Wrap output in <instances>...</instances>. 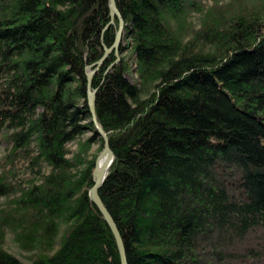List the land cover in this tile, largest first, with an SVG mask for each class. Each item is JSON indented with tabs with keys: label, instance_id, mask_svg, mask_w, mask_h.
<instances>
[{
	"label": "trees",
	"instance_id": "trees-1",
	"mask_svg": "<svg viewBox=\"0 0 264 264\" xmlns=\"http://www.w3.org/2000/svg\"><path fill=\"white\" fill-rule=\"evenodd\" d=\"M115 6L126 41L90 85L127 264H264V0ZM108 22L106 0H0V264H120L88 192L102 146L83 71Z\"/></svg>",
	"mask_w": 264,
	"mask_h": 264
},
{
	"label": "water",
	"instance_id": "water-1",
	"mask_svg": "<svg viewBox=\"0 0 264 264\" xmlns=\"http://www.w3.org/2000/svg\"><path fill=\"white\" fill-rule=\"evenodd\" d=\"M106 5L108 7L109 22H111V19L113 17H116L117 19V26H116L117 29L114 32L112 38L113 41L111 45L107 47L102 44L101 45L103 51L102 55L96 60L92 61L89 65H86L83 71V74H85V85H86L85 88L86 107L88 108L90 114L92 126H94L96 134L99 135V137L101 138V146H102V148L97 153L93 162V167L90 177V180L92 181V185L88 188V192H89L90 201L94 203L96 209L102 215L105 224L108 225L110 231L112 232V235H114L115 245L117 247L120 264H127L123 242L121 236L118 234L117 226L114 223L111 214L108 213L107 208L104 205V202H102L98 192V188L104 181L103 179L106 176L109 169L108 167L111 164L114 157L111 147L108 145V135H106L103 127L99 124L97 118H95L94 107H93V102L95 97L94 96L95 87H91L90 81L93 73L100 67V65L102 64V60L104 59V57L107 56L108 53L113 52V54L115 55L116 58L113 60V62L118 59L117 56L118 50H116V48L120 42V35L122 31L121 27L123 24L122 17H120L119 11L115 6L114 0H106ZM105 26L106 24L103 26V28H105ZM113 62L108 64L106 69L109 68L113 64Z\"/></svg>",
	"mask_w": 264,
	"mask_h": 264
},
{
	"label": "rangeland",
	"instance_id": "rangeland-1",
	"mask_svg": "<svg viewBox=\"0 0 264 264\" xmlns=\"http://www.w3.org/2000/svg\"><path fill=\"white\" fill-rule=\"evenodd\" d=\"M202 2L204 0H201ZM197 14V13H195ZM194 20V19H193ZM123 36H121V40L119 43H121L122 45L124 44V42L126 41V39H122ZM109 54V53H108ZM107 54V55H108ZM119 55L123 56L124 60L127 61V69L125 70V75L127 77V79L129 81H133L135 79L134 77V73L132 72L131 68L133 67V62H132V55H130V51L128 49H124ZM118 56V54H117ZM108 69V68H107ZM106 70V69H105ZM89 135V132H85L84 135H82L83 137L84 136H87ZM96 144L92 145L91 147V151L93 152H96ZM68 147L71 148L72 150L76 149V142L75 140H73L72 142H70L68 144ZM102 148V147H101ZM3 149H4V143H0V155L3 153ZM100 151V150H99ZM98 151V152H99ZM97 152V153H98ZM97 155V154H96ZM96 157V156H95ZM1 199V197H0ZM4 244L3 246L5 247V249L7 251H9L10 253L12 252L14 255H16V257L19 258V260L23 261V262H28V258L27 256L29 255L28 251L24 250V249H20L17 244L14 242V240H12L11 238V232H7L5 234V237H4Z\"/></svg>",
	"mask_w": 264,
	"mask_h": 264
},
{
	"label": "bare ground",
	"instance_id": "bare-ground-1",
	"mask_svg": "<svg viewBox=\"0 0 264 264\" xmlns=\"http://www.w3.org/2000/svg\"><path fill=\"white\" fill-rule=\"evenodd\" d=\"M114 3H115V0H114ZM122 21H123V18H122ZM108 23H113V18L111 19V22H108ZM109 25V24H108ZM122 27H123V24H122ZM121 27V28H122ZM122 34H123V28H122V31H121V35H120V38H121V36H122ZM121 40V39H120ZM118 46H119V44L117 45V48H116V50H118ZM105 58V57H104ZM104 60V59H103ZM102 60V61H103ZM94 134V133H93ZM97 135V134H96ZM100 187V186H99ZM100 193V192H99ZM108 211V210H107ZM114 221V220H113ZM117 226V225H116ZM117 230H118V228H117ZM120 232L118 231V234H119ZM120 235V234H119ZM114 236V235H113ZM121 236V235H120ZM121 239H122V237H121ZM123 242V241H122ZM124 246V245H123ZM124 250H125V247H124ZM125 257H126V253H125ZM127 259V258H126Z\"/></svg>",
	"mask_w": 264,
	"mask_h": 264
}]
</instances>
